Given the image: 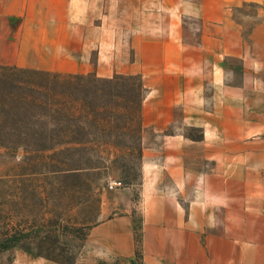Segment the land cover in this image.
Wrapping results in <instances>:
<instances>
[{
    "label": "crops",
    "instance_id": "1",
    "mask_svg": "<svg viewBox=\"0 0 264 264\" xmlns=\"http://www.w3.org/2000/svg\"><path fill=\"white\" fill-rule=\"evenodd\" d=\"M249 2L245 31L234 10ZM79 43L102 77L128 74L134 51L152 134L139 196L110 189L87 240L133 259L137 211L142 264H264V0H0L12 59Z\"/></svg>",
    "mask_w": 264,
    "mask_h": 264
},
{
    "label": "rangeland",
    "instance_id": "2",
    "mask_svg": "<svg viewBox=\"0 0 264 264\" xmlns=\"http://www.w3.org/2000/svg\"><path fill=\"white\" fill-rule=\"evenodd\" d=\"M257 8L256 3L249 2L234 10L245 31L255 21ZM45 46L39 47L38 55L25 50L19 59H12L9 47H3L0 65L33 67L64 75L95 74L94 44L54 45L55 50L51 51ZM125 61V54L118 52L112 63L121 65ZM132 62L128 74L105 77L122 76L123 84L116 90L138 101L143 91L134 89L140 81L134 51ZM109 64L110 60L103 61L104 72H110ZM89 88L81 86V96ZM86 122L81 112L80 143L63 144L50 151L14 149L13 141L0 135V142L8 145L0 147V264H131L128 259L105 253L89 242L87 235L98 220L101 198L110 191L111 180L131 186L133 197L139 196L141 151L143 142H152V134L137 121L130 131L123 132L119 128L121 118L115 116L109 120L110 130L104 133L86 131ZM101 139L112 147L108 143L99 144L101 151L92 149L93 142ZM134 219L138 234L137 211Z\"/></svg>",
    "mask_w": 264,
    "mask_h": 264
},
{
    "label": "trees",
    "instance_id": "3",
    "mask_svg": "<svg viewBox=\"0 0 264 264\" xmlns=\"http://www.w3.org/2000/svg\"><path fill=\"white\" fill-rule=\"evenodd\" d=\"M123 81L119 75H64L0 65V135L13 141L12 148L24 151H50L63 144L80 143L81 112L87 121L84 129L93 130L92 134L110 130L109 120L113 116L121 118L119 128L123 132L130 131L134 122L141 125L142 96L133 101L118 92L116 88ZM81 86L90 87L82 96ZM134 89L142 90L140 81ZM93 143L94 150H100L99 144L113 145L104 139ZM7 146L0 142V147ZM134 230L135 257L128 260L131 264L134 261L142 264L140 234L136 233L135 226Z\"/></svg>",
    "mask_w": 264,
    "mask_h": 264
},
{
    "label": "built area",
    "instance_id": "4",
    "mask_svg": "<svg viewBox=\"0 0 264 264\" xmlns=\"http://www.w3.org/2000/svg\"><path fill=\"white\" fill-rule=\"evenodd\" d=\"M121 186H122V182L116 179L111 180L108 184L109 189H114V188L121 187Z\"/></svg>",
    "mask_w": 264,
    "mask_h": 264
}]
</instances>
